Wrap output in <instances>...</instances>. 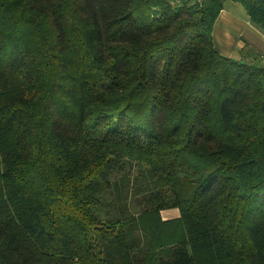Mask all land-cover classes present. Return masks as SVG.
Listing matches in <instances>:
<instances>
[{
    "label": "trees",
    "instance_id": "trees-1",
    "mask_svg": "<svg viewBox=\"0 0 264 264\" xmlns=\"http://www.w3.org/2000/svg\"><path fill=\"white\" fill-rule=\"evenodd\" d=\"M225 1L0 0V264H264V65L216 49Z\"/></svg>",
    "mask_w": 264,
    "mask_h": 264
},
{
    "label": "crops",
    "instance_id": "crops-1",
    "mask_svg": "<svg viewBox=\"0 0 264 264\" xmlns=\"http://www.w3.org/2000/svg\"><path fill=\"white\" fill-rule=\"evenodd\" d=\"M213 41L216 49L225 56L264 65V30L251 20L238 1L224 2L214 23ZM169 210L161 211L164 219L179 216L178 209Z\"/></svg>",
    "mask_w": 264,
    "mask_h": 264
},
{
    "label": "rangeland",
    "instance_id": "rangeland-1",
    "mask_svg": "<svg viewBox=\"0 0 264 264\" xmlns=\"http://www.w3.org/2000/svg\"><path fill=\"white\" fill-rule=\"evenodd\" d=\"M172 209H175V208H172ZM172 209L171 210H169V211H172ZM177 209V208H176ZM166 210V209H165ZM179 210V209H178ZM169 211H166V212H169ZM174 212V211H173ZM172 216V215H171ZM166 217H169V216H167L166 215ZM175 218V217H174ZM171 219V218H170Z\"/></svg>",
    "mask_w": 264,
    "mask_h": 264
},
{
    "label": "built area",
    "instance_id": "built-area-1",
    "mask_svg": "<svg viewBox=\"0 0 264 264\" xmlns=\"http://www.w3.org/2000/svg\"><path fill=\"white\" fill-rule=\"evenodd\" d=\"M194 2H201L202 0H193Z\"/></svg>",
    "mask_w": 264,
    "mask_h": 264
}]
</instances>
